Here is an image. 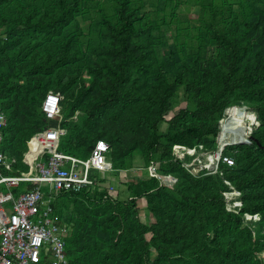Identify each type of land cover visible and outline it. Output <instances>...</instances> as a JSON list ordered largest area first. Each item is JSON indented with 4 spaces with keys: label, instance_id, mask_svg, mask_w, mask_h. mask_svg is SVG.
Listing matches in <instances>:
<instances>
[{
    "label": "trees",
    "instance_id": "obj_1",
    "mask_svg": "<svg viewBox=\"0 0 264 264\" xmlns=\"http://www.w3.org/2000/svg\"><path fill=\"white\" fill-rule=\"evenodd\" d=\"M49 92L72 114L61 151L87 158L105 140L115 173L167 161L161 172L179 179L142 178L134 200L57 196L70 264H264V0H0V151L17 173L29 139L56 125L41 108ZM227 111L222 147L254 144L225 150L235 166L194 179L168 162L177 144L216 151ZM232 188L259 221L226 210Z\"/></svg>",
    "mask_w": 264,
    "mask_h": 264
},
{
    "label": "built area",
    "instance_id": "obj_2",
    "mask_svg": "<svg viewBox=\"0 0 264 264\" xmlns=\"http://www.w3.org/2000/svg\"><path fill=\"white\" fill-rule=\"evenodd\" d=\"M62 101L61 94L49 92L45 96L42 112L56 125L36 133L28 141L27 151L21 160L27 166V171H21L18 175H3V168L8 172L16 170L17 162L8 160L0 151V264H70L66 251L70 229L59 223L53 201L62 193L88 191L94 196L96 191L103 190L107 191L105 199H116L115 186L101 183V180L108 181L106 174L115 172L108 159L109 143L98 140L87 158L60 150L61 140L67 134L63 123L72 117L70 111L63 109ZM222 120L220 134L231 135V130L223 128ZM257 123L256 128L260 125ZM6 127L7 120L0 108V145ZM235 145L254 147L253 142L249 141L247 144L230 141L222 147L218 139L217 150L207 153L202 151L203 146L190 148L177 144L173 146L172 159L168 162L184 168L194 179L222 174V166H235L234 158L225 154L228 147ZM165 163L167 161L153 162L147 168L148 178L159 180L163 188L173 189L179 179L174 174L161 172ZM95 173L102 176L98 178ZM24 183L31 184L33 189L16 196L13 190ZM3 185L9 190L8 193L1 190ZM224 196L229 213L243 215L246 222L260 220L258 214L243 213V201L237 190L232 188ZM129 200L134 198L130 197Z\"/></svg>",
    "mask_w": 264,
    "mask_h": 264
},
{
    "label": "rangeland",
    "instance_id": "obj_3",
    "mask_svg": "<svg viewBox=\"0 0 264 264\" xmlns=\"http://www.w3.org/2000/svg\"><path fill=\"white\" fill-rule=\"evenodd\" d=\"M180 12H182V13L184 12L185 13V12H189V10L187 9V7H185V8L183 7V8L180 9ZM191 15H194V13L191 12ZM93 17H95V14H93V13L90 14V15L85 16L82 24L83 25L89 24L91 22V20L93 19ZM211 54H213V55L216 54V53H214V50L213 49L211 50ZM186 104H187L186 102H183L180 105V107L176 108L173 112L167 114L166 115V118L167 119H171V117L174 116V115H176L181 108H184L186 106ZM227 115H228V111L226 113V116L224 118H222V119H225L227 117ZM78 116H79V112H77L74 115V119H77ZM222 122H223V120H222ZM246 122H247L246 123L247 126L249 127L251 125V121H246ZM237 125L239 126V124H237ZM219 126H220V123H219ZM257 126H258V124L255 127H257ZM230 127H231V129H233L234 127H237V126L234 123H232ZM255 127H253V129ZM163 129L165 130V126H164ZM219 136H221V134ZM218 139H220V137ZM248 141L249 140H247L246 144L248 143ZM2 173L5 176H11V175H13V173L8 172L5 168L2 169ZM114 173L115 172L106 174V176L108 178V181H109V183L107 185H110V184L113 183L112 185L115 186L116 191L118 192L117 195L120 197V199H123V200L128 199L129 200V198L131 197L130 194H129V192H128L129 187L130 186H134L135 189L138 188L139 185H140V178L143 177V175L148 174V169L145 168V167H143L141 171H134V170H132L129 173H123V176L122 177H117L116 175H114ZM94 175L96 177H98V178L102 176L101 174H97V173H95ZM1 190L4 193H8L9 192V190L4 185L2 186ZM119 193H122V194L119 195ZM138 206H139V208L141 210V215H142V218L144 219L143 221L144 222H147V223L150 222V220L148 218V216H150V213L147 210V205L145 203V200H140L139 203H138Z\"/></svg>",
    "mask_w": 264,
    "mask_h": 264
},
{
    "label": "crops",
    "instance_id": "obj_4",
    "mask_svg": "<svg viewBox=\"0 0 264 264\" xmlns=\"http://www.w3.org/2000/svg\"><path fill=\"white\" fill-rule=\"evenodd\" d=\"M48 121H51L52 122V120H49L48 119ZM54 122V121H53ZM56 123V122H55ZM55 126V125H54ZM54 126H49V127H54ZM48 128V127H47ZM44 131V130H43ZM41 132V131H40ZM38 133V132H37ZM36 134V133H35ZM34 134V135H35ZM30 140V139H29ZM27 148H28V143H27ZM24 165V164H23ZM27 167V166H26ZM10 173H13V175H18L19 173H17V170H14L13 172H10ZM138 174V173H137ZM114 175H116L117 177H122L123 176V174L122 173H114ZM115 176V177H116ZM136 176V175H135ZM114 177V178H115ZM147 177H148V174H145V175H143V177H141L140 179H142V178H144V179H147ZM113 184V183H112ZM31 185V184H30ZM32 186V185H31ZM33 187V186H32ZM21 188V187H20ZM18 189L19 188H17V189H15V190H13L14 191V193H15V195L16 196H18L20 193H23L24 191H28L29 189H25L24 191H18ZM33 189V188H32ZM31 190V189H30ZM118 193V192H117ZM122 193H119V195H121ZM124 195V194H123ZM148 218L150 219L151 218V215L150 216H148Z\"/></svg>",
    "mask_w": 264,
    "mask_h": 264
},
{
    "label": "water",
    "instance_id": "obj_5",
    "mask_svg": "<svg viewBox=\"0 0 264 264\" xmlns=\"http://www.w3.org/2000/svg\"><path fill=\"white\" fill-rule=\"evenodd\" d=\"M241 102H242V103H244V104H245V106L247 107V105H246V103H245V102H243V101H241ZM232 107H233V106H232ZM232 107H231V108H232ZM231 108H230V109H231ZM254 118L256 119V117H255V116H254ZM256 120H257V119H256ZM257 122H258V121H257ZM249 142H252V136L250 137V140H249Z\"/></svg>",
    "mask_w": 264,
    "mask_h": 264
},
{
    "label": "bare ground",
    "instance_id": "obj_6",
    "mask_svg": "<svg viewBox=\"0 0 264 264\" xmlns=\"http://www.w3.org/2000/svg\"><path fill=\"white\" fill-rule=\"evenodd\" d=\"M244 108H246V109H247V107H244ZM222 135H223V134H222ZM222 135H221V136H222ZM220 140H221V137H220ZM248 140H249V139H248Z\"/></svg>",
    "mask_w": 264,
    "mask_h": 264
}]
</instances>
